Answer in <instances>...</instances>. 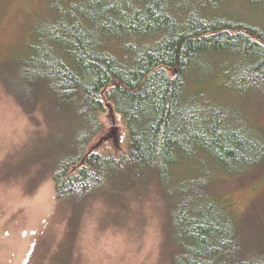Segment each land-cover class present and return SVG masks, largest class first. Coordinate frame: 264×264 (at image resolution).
Wrapping results in <instances>:
<instances>
[{"label":"trees","instance_id":"16d2710c","mask_svg":"<svg viewBox=\"0 0 264 264\" xmlns=\"http://www.w3.org/2000/svg\"><path fill=\"white\" fill-rule=\"evenodd\" d=\"M60 1L2 79L37 126L22 161L46 167L74 222L94 202L122 219L159 203L166 264H264V219L222 203L264 169V25L218 14L227 0ZM105 106L127 130L120 153L90 149ZM196 156L200 172H176Z\"/></svg>","mask_w":264,"mask_h":264},{"label":"rangeland","instance_id":"374dc122","mask_svg":"<svg viewBox=\"0 0 264 264\" xmlns=\"http://www.w3.org/2000/svg\"><path fill=\"white\" fill-rule=\"evenodd\" d=\"M52 1L0 0V264H166L160 253L165 220L159 203L156 207L160 212L154 209L152 199L146 201L143 210L139 206V212L127 211L122 219L119 214L109 217L111 210L105 211L103 204L94 202L91 210L85 208L74 222L69 209L58 206L46 167L44 176L37 177V165L20 157L25 155L20 148L29 142L37 126L6 92L2 79L12 77L14 57L25 53L34 38L32 25L46 18L47 13L51 17V10L56 9L50 7ZM69 1L61 0L58 6L66 8ZM217 13L264 25V4L227 0ZM104 109L99 114L103 128L91 141L90 149L120 153L126 149L127 130L119 114L110 106ZM36 115L41 120V113ZM258 116L264 124V107ZM33 138L38 143V156H46L48 151L40 144L45 133L40 139L35 133ZM8 157H12L10 165ZM193 159H181L175 164L176 172L185 176L206 166L205 156ZM35 178L36 185L30 186ZM222 199L236 217L254 213L256 219L263 220L264 169L249 179L241 176L238 185L225 192Z\"/></svg>","mask_w":264,"mask_h":264},{"label":"snow or ice","instance_id":"6c2138e0","mask_svg":"<svg viewBox=\"0 0 264 264\" xmlns=\"http://www.w3.org/2000/svg\"><path fill=\"white\" fill-rule=\"evenodd\" d=\"M86 5H92L98 3V0H84Z\"/></svg>","mask_w":264,"mask_h":264}]
</instances>
